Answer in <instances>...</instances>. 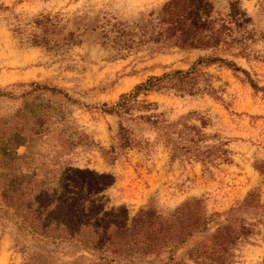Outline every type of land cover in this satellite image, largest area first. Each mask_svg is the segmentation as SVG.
Returning a JSON list of instances; mask_svg holds the SVG:
<instances>
[{
    "label": "rangeland",
    "instance_id": "rangeland-1",
    "mask_svg": "<svg viewBox=\"0 0 264 264\" xmlns=\"http://www.w3.org/2000/svg\"><path fill=\"white\" fill-rule=\"evenodd\" d=\"M168 1L0 0V184L28 180L34 191L51 188L53 195L64 180L70 192L53 199L76 197L92 211L84 222L106 218L117 226L147 207L167 215L192 199L203 201L208 216L227 214L255 188L264 203V0H207V22L223 27L219 49L159 50L156 13ZM205 57L249 75L202 64L188 78H167L140 95L126 115L123 95ZM120 103L124 110L117 113ZM190 112L197 114L178 121ZM154 114L165 129L202 127L204 141L196 137L183 162L170 161L163 146L149 154L126 149V137L134 144L155 141L156 132L137 119ZM38 119L45 122L41 132L16 155H4L11 133ZM179 148V155L185 152ZM237 215L255 222L253 214ZM251 230L235 264H264V226ZM24 247L57 264L106 256L68 242L39 243L0 205V264H22ZM118 256L107 255L126 262L125 253ZM153 259L136 257L133 264Z\"/></svg>",
    "mask_w": 264,
    "mask_h": 264
},
{
    "label": "trees",
    "instance_id": "trees-1",
    "mask_svg": "<svg viewBox=\"0 0 264 264\" xmlns=\"http://www.w3.org/2000/svg\"><path fill=\"white\" fill-rule=\"evenodd\" d=\"M208 6L207 0H169L163 4L156 13L159 31L154 42L159 50H210L219 49L225 44L222 37L223 27L217 28L216 21L207 22L208 16L204 9ZM216 63L249 75L246 70L220 57L200 58L186 72L178 70L161 77H151L130 94L123 95L122 100L126 99V115L135 112L134 103L140 95L158 89L167 78H188L195 73L199 65L210 66ZM37 87L40 88L39 85ZM42 88L58 94L63 93L47 86ZM114 110L122 113L123 103L118 104ZM196 114L197 112H190L178 121L188 120ZM159 117L160 114L138 116V120L151 126L148 129L154 130L157 137L153 143L142 138L138 139L136 144L131 136L126 137V149L137 148L136 151L145 150L149 154L154 146H163L170 153V161L179 158L183 162L195 138L199 137L200 141H204L203 128L186 124L178 129V124L175 123L165 129L158 125ZM152 119H156L155 122H152ZM44 123V120L38 119L27 129H16L11 133L8 143H2L4 155H16L18 149L27 144L31 135L41 132ZM129 130L134 132L132 128ZM176 145L185 152L179 155ZM18 172L29 175L21 170ZM58 186L59 190L49 195L51 188H45L38 193L28 180L4 182L0 184V205L5 213L16 216L22 227L39 243L68 242L106 255L87 263L82 259L75 264H133L136 257L154 258L147 264H235V251L254 233L251 228L264 226L261 188L248 192L244 200L227 214L215 213L208 216L203 201L192 199L167 215L147 207L140 210L130 221L117 226L115 223H104L106 218L97 220V223L84 222L85 218L91 216L92 211L83 203L80 205L76 197L66 198L64 203L61 199H53L59 191L63 195L61 198L70 192L69 185L64 180ZM66 202H69L67 206ZM55 204L57 206L48 211V208ZM35 206L37 210H34ZM63 206L69 207L68 211ZM241 213L255 215V222L249 223L244 217L237 215ZM97 216H100V213ZM95 218L96 215H93L91 221ZM20 252L23 254L22 264H57L50 261L47 255L31 252L25 247L20 249ZM123 253L126 256L124 263L107 257L115 254L121 256Z\"/></svg>",
    "mask_w": 264,
    "mask_h": 264
}]
</instances>
